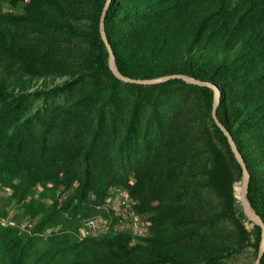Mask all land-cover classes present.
I'll return each mask as SVG.
<instances>
[{
  "label": "trees",
  "instance_id": "trees-1",
  "mask_svg": "<svg viewBox=\"0 0 264 264\" xmlns=\"http://www.w3.org/2000/svg\"><path fill=\"white\" fill-rule=\"evenodd\" d=\"M105 1L0 0V218L17 221H0V264H254L263 228L235 205L241 166L213 89L118 79ZM103 24L122 74L217 86L264 223V0H110ZM115 187L145 231L80 237L78 215ZM246 247L249 262L228 261Z\"/></svg>",
  "mask_w": 264,
  "mask_h": 264
},
{
  "label": "water",
  "instance_id": "water-1",
  "mask_svg": "<svg viewBox=\"0 0 264 264\" xmlns=\"http://www.w3.org/2000/svg\"><path fill=\"white\" fill-rule=\"evenodd\" d=\"M110 0H106L105 4L103 6L101 15H100V22H99V32L101 35V38L103 42L105 43V46L107 48L108 52V66L112 73L120 80L128 83H138V84H154V83H159L166 81L171 78H181L184 81L188 83H193V84H198V85H205L209 86L213 89L214 91V97H213V102H212V109H211V116L213 120L215 121L216 125L221 129V131L224 133V135L227 138V141L229 143L230 149L233 152V155L239 165L241 166V178L238 181H235L233 183V194L234 196L239 200L242 210L244 215L252 222V224H258L263 228V238L257 253V257L254 260V264H259L260 256L262 252L264 251V223L261 220V218L258 216V214L254 211V209L251 207L248 198H247V185H248V179H249V172L246 167V164L244 162V159L239 152L237 145L235 141L233 140L230 132L227 130V128L219 121L217 115H216V106L218 105L219 102V96H220V90L217 88L216 85L212 84L209 81H203L199 80L196 78H193L191 76H188L186 74H181V73H173V74H168L156 78H150V79H141V78H132L130 76L122 74L116 67L115 64V57L113 50L108 42V39L106 37L105 31H104V24H103V19L104 15L106 12V9L108 7ZM240 187L239 193H237L236 188Z\"/></svg>",
  "mask_w": 264,
  "mask_h": 264
},
{
  "label": "rangeland",
  "instance_id": "rangeland-1",
  "mask_svg": "<svg viewBox=\"0 0 264 264\" xmlns=\"http://www.w3.org/2000/svg\"><path fill=\"white\" fill-rule=\"evenodd\" d=\"M141 85H142V87H146V86L151 85V84H141ZM48 100H50V99H48ZM62 100H63V96H59V97L54 98V101L61 102ZM38 101L41 103L44 100L41 99ZM7 192H8V190H6L0 186V200L6 196ZM121 197L122 198L126 197V199L124 198V201L126 203H129L130 205L132 204L130 199H129V201L127 199L128 195L127 196L122 195L119 193V191L116 192L115 189L113 188V189H110V194L106 198V201L102 205H99L98 208H96L92 212L91 215H96L98 217L101 216V218H103L104 221L106 222L105 223L106 227H108V224H109V226L113 225L114 229H120V230H124V229L130 230L131 229L133 232V235H134L133 238L136 239L138 237L137 233H140L141 229L143 231H145L146 217L143 214H140L141 217L139 219L138 226H133L132 220H131V218L133 216L132 210L129 208V206H127L126 210H124V208H123L124 204L121 202V200H122ZM235 199H236L235 205H236L237 209L241 210L242 206H241L239 200L236 197H235ZM131 207H132V205H131ZM7 217H8L7 219H12L14 221L15 225L17 224V221L14 220L11 216H7ZM78 217L80 219V227H78V228L80 229L81 226H83L82 223H83V220L86 216L81 217L78 215ZM20 222L27 223L24 219L21 220ZM243 224L247 230H250L252 227V222L246 216L243 220ZM58 228H59L58 226L57 227H48L45 230V233L49 234V233H51V231L58 230ZM82 233H84L83 228H82ZM250 259H251V248L246 247L243 251H241L238 254H236L235 256L229 258L228 261L234 262V263H242V262H249ZM253 261L254 260H252V262Z\"/></svg>",
  "mask_w": 264,
  "mask_h": 264
},
{
  "label": "bare ground",
  "instance_id": "bare-ground-1",
  "mask_svg": "<svg viewBox=\"0 0 264 264\" xmlns=\"http://www.w3.org/2000/svg\"><path fill=\"white\" fill-rule=\"evenodd\" d=\"M115 189V191L117 192V191H119V193L120 194H122V195H126V194H124L119 188H117V187H115L114 188ZM236 191H237V193H239V191H240V187L238 186L237 188H236ZM114 193V192H113ZM117 195V194H116ZM118 196V195H117ZM127 196V195H126ZM122 198V197H121ZM125 199H126V197H124ZM124 198H122V200H121V202L124 204V210H126V207L127 206H129V203H126L125 201H124ZM110 199V198H109ZM128 199V198H127ZM129 208L132 210V214H133V216H132V218H131V220H132V224H133V226H138V223H139V219H140V215L134 210V209H132L130 206H129ZM122 209V208H121ZM8 217H6V218H4V217H1L0 218V221L2 222V224H4V225H13L14 224V221L12 220V219H7ZM20 227H22V228H24V223H22L21 225H20ZM82 228H83V230H84V233H82ZM105 228V222H104V219L103 218H101V216H96V215H93V216H91L90 218H88L86 221H85V224H84V226H82L81 228H80V237H83V236H85V235H87V234H89V233H92V232H96V231H98V230H100V229H104Z\"/></svg>",
  "mask_w": 264,
  "mask_h": 264
},
{
  "label": "built area",
  "instance_id": "built-area-1",
  "mask_svg": "<svg viewBox=\"0 0 264 264\" xmlns=\"http://www.w3.org/2000/svg\"><path fill=\"white\" fill-rule=\"evenodd\" d=\"M26 222H28V223H30V224H33L34 223V219H28V218H26V219H24Z\"/></svg>",
  "mask_w": 264,
  "mask_h": 264
}]
</instances>
